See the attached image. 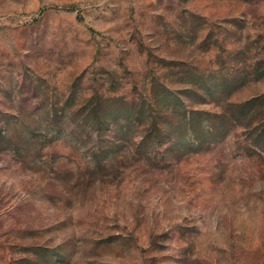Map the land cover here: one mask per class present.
<instances>
[{"label":"rangeland","instance_id":"obj_1","mask_svg":"<svg viewBox=\"0 0 264 264\" xmlns=\"http://www.w3.org/2000/svg\"><path fill=\"white\" fill-rule=\"evenodd\" d=\"M96 95L228 132L81 136ZM263 95L264 0H0V264H264Z\"/></svg>","mask_w":264,"mask_h":264},{"label":"trees","instance_id":"obj_2","mask_svg":"<svg viewBox=\"0 0 264 264\" xmlns=\"http://www.w3.org/2000/svg\"><path fill=\"white\" fill-rule=\"evenodd\" d=\"M264 99V95H263ZM101 99L96 95L90 101V105L83 109V116L90 117L88 122L79 123L77 128L79 135H84L82 131L89 129L90 131L102 132L108 130L110 127L115 128L116 132L120 135V140H129V133L132 130L135 123L143 121L145 123L144 129L141 130L144 133L141 138L144 141L145 147H151L153 144L161 145L167 143V150L176 151L178 158H182L201 149H206L211 146V143L217 142L220 138L224 137L228 132L229 120L225 111L220 113H208L198 110H190L181 118V124L179 120H176L174 116H170L167 120L157 119L156 115L152 113L154 107L147 102L151 112L147 120H143L146 111H143L142 102H131L127 108L123 111L111 110L106 112L101 105ZM145 101L146 98L144 99ZM250 102L239 104L235 106L238 119H243L244 115H247L245 108L248 107ZM140 107V108H139ZM142 120H139V119ZM59 132L62 131L61 122L54 121ZM264 125V124H263ZM261 130L264 133V126ZM86 136H88L86 134ZM261 136V134H260ZM43 143H49L51 139H47L44 136ZM54 137V136H53ZM122 144H116L114 147L119 148ZM264 149V144L262 146Z\"/></svg>","mask_w":264,"mask_h":264}]
</instances>
